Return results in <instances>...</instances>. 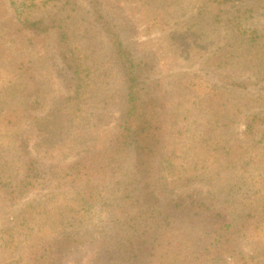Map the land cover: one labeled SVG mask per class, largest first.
<instances>
[{
    "label": "trees",
    "instance_id": "1",
    "mask_svg": "<svg viewBox=\"0 0 264 264\" xmlns=\"http://www.w3.org/2000/svg\"><path fill=\"white\" fill-rule=\"evenodd\" d=\"M84 1L0 0V20L15 30L36 36L57 31L68 55L61 54L56 72L72 87L55 100L40 61L0 43L3 197L50 184L73 187L69 196L49 192L32 200L11 225L0 227V249L13 253L4 264L78 263L94 243L105 252L104 264H264V209L258 201L264 113L245 112L242 102L197 79L186 81L185 97L171 100L153 75L154 58L124 39L101 0ZM136 1L150 25H168L188 52H212L207 60L217 66L244 59L264 67V34L245 22L264 0L246 7L240 0L235 10L219 7L230 0ZM110 76L120 80L121 116L107 147L66 167L31 155L20 137L13 152L12 130L32 111L43 112L30 124L46 143L65 134L76 140L98 125L108 102L98 91ZM239 121L241 135L229 134ZM168 134L173 146L166 151ZM14 157L21 173L5 189ZM254 168L258 174H251ZM228 170L247 174L224 181ZM198 183L210 185L211 201L192 191L173 194L178 186ZM97 208L105 212L101 224L93 220Z\"/></svg>",
    "mask_w": 264,
    "mask_h": 264
},
{
    "label": "rangeland",
    "instance_id": "2",
    "mask_svg": "<svg viewBox=\"0 0 264 264\" xmlns=\"http://www.w3.org/2000/svg\"><path fill=\"white\" fill-rule=\"evenodd\" d=\"M81 5L86 1L80 0ZM104 14L121 29L124 39L134 42L138 50L143 54L150 55L154 58L153 75L161 79L164 88L169 92L173 101L181 100L182 94H185L186 81L197 79L207 85H212L220 93H225L233 102H242L247 113H264V67L257 61H246L236 59L232 64L217 66L215 63L208 61V55L212 52H203L205 56H198L193 52H188L184 47L179 45V38L170 36V28L165 25L161 28L159 25H150L146 21V12H142L140 4L136 0H101ZM245 7L252 5L253 0H246ZM240 4V0H230L226 4H221V9H232ZM258 8V7H256ZM180 12L191 13V10L180 9ZM247 14V13H246ZM245 22L248 26L253 27L256 33L264 34V7L252 12V16ZM183 24H178L181 26ZM174 28L175 25L171 24ZM0 43L10 45L13 50L19 53H25L28 57L38 59L39 66L45 70L44 77L50 83V91L57 98H63L71 94L72 87L66 84L56 70L61 66L62 55H68L64 47L60 46L58 34L55 29L48 33L43 32L35 35L32 30H15L6 22L0 20ZM264 51V47L262 49ZM120 80L118 77L110 76L109 80L100 87L99 96H106L109 103L103 105L102 115H105L98 125L93 126L86 134L81 135L76 140H72L67 134L61 140L55 142H43L40 139L41 132L32 126V116H41L43 112L32 111L19 126L13 128L14 134L10 137L13 141L11 148L15 152L17 138L27 142L30 154L40 159L42 162L66 167L76 160H80L85 153L102 150L109 145L116 134L120 122V105L118 104V91ZM112 94V96H110ZM114 94V95H113ZM100 109L97 110L99 112ZM243 121H239L231 126L228 131L231 135L240 136L243 131ZM173 146V138L166 135L164 149L168 151ZM15 154V153H14ZM10 173L13 178L11 184H6L4 188L13 186V183L20 176V169L17 165V158L14 157ZM251 174H258L254 168ZM241 174L233 170H228L222 176L224 181L233 177H239ZM258 201H261V208L264 209V175L260 177ZM10 179V178H9ZM8 179V180H9ZM73 187L56 184L53 186L44 185L40 189L17 195L16 197H3L0 191V227L11 225L13 218L19 213V209L34 199H38L45 193L53 192L69 196ZM211 188L209 184H193L189 186H178L173 190V194L195 192L197 196L211 201ZM264 211V210H263ZM102 209H95L93 212L94 222L101 224L105 212ZM243 251L249 252V249L243 242ZM96 243L91 244L84 252L80 253L83 260L76 263L75 261L66 262L68 264H104L103 255L96 247ZM12 251L0 249V262L2 264L11 260ZM9 258V259H8Z\"/></svg>",
    "mask_w": 264,
    "mask_h": 264
}]
</instances>
